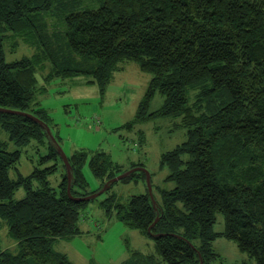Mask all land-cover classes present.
<instances>
[{
    "label": "trees",
    "instance_id": "trees-1",
    "mask_svg": "<svg viewBox=\"0 0 264 264\" xmlns=\"http://www.w3.org/2000/svg\"><path fill=\"white\" fill-rule=\"evenodd\" d=\"M20 43L33 54L10 61ZM128 62L151 79L125 126L172 117L187 129L186 140L161 157L165 181L175 183L158 187L161 203L149 190L121 203L116 183L152 186L144 164L122 173L102 151L66 157L39 101L51 81L79 76L103 94ZM49 65L41 84L38 72ZM157 93L164 103L149 112ZM0 123L18 148L0 140V232L6 226L16 244L0 249V264H73L53 244L80 234L82 211L102 191L107 212L153 237L166 264H212L219 236L264 264V0H0ZM46 140L48 154L23 176L21 149ZM62 159L66 170L55 188L50 177ZM47 161L53 164L44 167ZM88 161L102 181L97 192H87ZM20 187L26 196L16 200ZM218 213L226 225L220 233Z\"/></svg>",
    "mask_w": 264,
    "mask_h": 264
},
{
    "label": "rangeland",
    "instance_id": "rangeland-1",
    "mask_svg": "<svg viewBox=\"0 0 264 264\" xmlns=\"http://www.w3.org/2000/svg\"><path fill=\"white\" fill-rule=\"evenodd\" d=\"M86 2L96 4V0ZM50 22L55 28L60 25L57 19H51ZM33 52L32 47L20 43L18 50L8 53L7 56L11 61L32 55ZM49 70L50 65L38 72L37 77L41 84H44L43 76ZM90 79L88 76L55 79L46 86L47 90L39 96V101L51 119V133L58 139L66 157L79 150L90 153L102 151L121 166L122 173L142 162L151 174L152 186L142 181H120L115 184L113 191L123 204H127L133 196L146 194L148 190L161 203L162 196L158 187L166 190L175 187L174 182L165 181L169 170L161 166V157L186 140L187 129L179 126V120L172 117L153 118L136 123L133 128L125 126L136 117L151 79V75L141 71L135 62L125 63L123 70L114 74L103 94L97 85L87 83ZM189 99L193 102L192 92H189ZM163 103L164 96L157 93L150 103L149 112L159 110ZM9 138L0 123V140L9 142V151L18 149ZM48 143L42 145L32 141L21 149L19 173L29 176L33 172L41 158L48 154ZM136 143L140 146L135 147ZM44 164L45 167L53 162L47 161ZM63 168L62 159L59 160V170L50 177L55 188L62 180L66 170ZM83 172L89 184L87 192L99 191L102 181L94 176L89 161ZM11 177L17 179L16 170L11 172ZM25 196L26 190L20 187L14 199L21 200ZM106 197L107 193L102 191L86 205L81 213L80 234L71 239L56 240L53 244L54 250L65 254L73 264L137 263L149 256L155 258L156 264H166L161 261L153 237L126 226L115 213L110 215L107 212L106 207L101 204ZM225 228V217L218 213L214 231L224 232ZM7 230L5 226L0 232L2 250L13 249L15 244ZM213 250L216 258L212 264H256L239 249L235 241L224 236H219L213 242Z\"/></svg>",
    "mask_w": 264,
    "mask_h": 264
},
{
    "label": "water",
    "instance_id": "water-1",
    "mask_svg": "<svg viewBox=\"0 0 264 264\" xmlns=\"http://www.w3.org/2000/svg\"><path fill=\"white\" fill-rule=\"evenodd\" d=\"M65 161H66V159H65ZM67 162V161H66Z\"/></svg>",
    "mask_w": 264,
    "mask_h": 264
}]
</instances>
